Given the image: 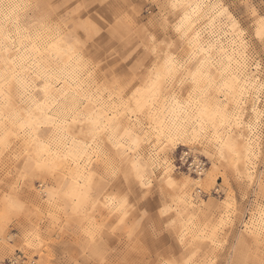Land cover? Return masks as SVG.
<instances>
[{"label":"snow or ice","instance_id":"snow-or-ice-1","mask_svg":"<svg viewBox=\"0 0 264 264\" xmlns=\"http://www.w3.org/2000/svg\"><path fill=\"white\" fill-rule=\"evenodd\" d=\"M0 7L6 9L11 25L5 30L4 24H0V56L7 63L25 61L19 67L23 72H30L35 60L13 55L24 48L22 43L17 48L13 30H21L22 12L41 5L38 2L4 5L0 0ZM116 7L108 5L113 10ZM119 7L125 8L124 5ZM204 7L206 5L194 4L191 0H167V3L157 0L152 8L154 15L143 19H136L135 14L125 18L117 12L118 19L111 27L99 21L90 24L86 29L90 35L101 29L109 33L102 37L101 43L111 36L123 41L125 47L116 63L123 64L118 72L127 76L128 81L120 89L119 97L109 96L103 108H89L79 103L78 93L66 99L67 94L56 96L51 89L61 93L63 90L45 80L41 91L45 94L43 103L48 106L47 110L42 118L33 117L31 125H23L29 129L26 136L32 138L25 143H34L36 152L17 145L16 156L11 163H5V171L15 166L19 172L12 184L19 195L11 198L10 207L23 209L27 205L35 210L30 211L29 216H50V211L43 210L44 204L59 202L61 197H70L73 204L81 206L92 198L93 191L105 199L104 206L116 213L115 219L99 233L96 229L90 231L93 243L98 234L103 241L93 253L94 259L79 260L76 264H264V201L258 212L252 211L251 217L247 205L240 208L246 223L226 247L213 238L212 247L200 245L187 251L186 248L178 250L169 241L183 213L179 207L182 189L168 178L166 171H156L161 167L162 158L159 145H153L149 137L155 132L157 142L162 137L171 139L162 127L161 114H183L195 106L201 133L216 136L222 154H238V145L231 133L220 139L221 127H244L246 121H250L249 127L258 125L264 136V0H217L211 6L212 15L207 18L201 13ZM205 19L206 22L201 23ZM107 20H112L111 15ZM217 23L219 31L215 28ZM225 30L230 37V50L220 43V33ZM103 58L101 55L100 59ZM114 66L110 61L108 67ZM129 69L134 70V76ZM45 71L57 84L65 83L59 74L53 75L51 69ZM40 78L44 79L42 75ZM133 79L136 83L129 88L128 83ZM5 83L8 89L0 85V96L10 100L12 82L5 78ZM37 107L41 105L37 103ZM53 108L55 112L49 114ZM68 112L72 115H67ZM71 124L88 126L76 132L87 137L82 143L91 152L77 154L71 161L86 170L84 183L62 189L56 187L57 165L48 160V156L60 152L59 142L72 134ZM12 135L19 138V134L10 129L0 134V158L11 157ZM142 144L149 147L141 148ZM58 158L68 159L62 154ZM37 181L53 185L46 192L47 200L42 183H36L41 191L37 196L33 187ZM261 184L264 187V177ZM77 188H87V191ZM59 223L54 220L47 226L49 231ZM111 234L117 236L119 244L108 238ZM180 243H184L183 235ZM148 255L153 259L143 258ZM0 256L5 257L0 264H9L6 251ZM10 264H17L15 257ZM57 264L69 262L61 259Z\"/></svg>","mask_w":264,"mask_h":264},{"label":"rangeland","instance_id":"rangeland-1","mask_svg":"<svg viewBox=\"0 0 264 264\" xmlns=\"http://www.w3.org/2000/svg\"><path fill=\"white\" fill-rule=\"evenodd\" d=\"M29 2H38L41 7L30 8L21 13V30L14 29L13 38L17 48L21 43L24 48L13 55L33 58L35 64L31 65L32 71L23 72L19 65L25 61L13 60V70L0 78V85L5 89H8L5 78L12 82L10 100L0 96V134L6 129L19 134V138L16 135L10 138L11 157L0 158V253L6 251L8 261L12 257L21 256L19 259H27L30 264H57L61 259L69 264H76L79 260L95 258L93 253L100 248L103 238L98 234L93 243L89 233L93 229L98 233L103 231V228L115 219L116 213L106 208L105 199L95 195L93 191L92 198L85 200L83 206L79 203L73 204L70 197H61L59 202L44 204L43 210L50 211V216H29V212L34 213L35 210H30L27 205H24L23 209L10 207L11 198H18L19 195L12 187L19 172L15 166L5 171V163H11L12 158L16 156L19 151L17 145L29 147L32 153L36 152L34 143H25L32 138L26 136L29 129L23 125H31L33 117L42 118L47 110L48 106L43 103L45 94L41 91L45 80L56 84V87L63 90L62 93H78L79 103L87 104L89 108H103L109 96L119 97L120 89L124 88L125 82L128 81L127 76L118 72V69L123 68V64L116 63L125 50L124 43L111 36L101 43L102 37L109 33L101 29L99 33L90 35L86 29L97 21L101 24L107 23L111 27L112 22L118 19L117 12L125 18L135 14L138 20L146 15H154L152 8L157 0H137L135 3L130 0H3L4 5ZM164 2L167 3V0ZM191 2L206 5L201 9V13L207 18L212 15L211 6L217 0ZM85 4L87 6H83ZM109 4L117 7L115 10L110 9ZM78 5L80 7H77ZM119 5H124L125 8L121 9ZM5 11V8L0 7V24H4L7 30L11 25L7 21ZM108 15H111L112 20H107ZM205 22L206 19L201 21ZM215 28L219 31V23ZM226 32L227 30L220 33V43L229 49L230 37ZM58 40L60 43L56 44ZM113 44L117 47L113 48ZM56 47H72L67 60L56 52ZM3 55L6 56L7 53ZM101 55L103 59H100ZM224 55L227 56L228 52ZM110 61L115 65L113 68L108 67ZM46 69H51L53 75L59 74L65 83L57 84ZM128 72L132 76L135 75L133 69ZM40 75L44 79H41ZM135 83V79L131 80L128 87ZM51 91L56 96L62 94L55 88ZM37 103L41 107L38 108ZM54 112L55 108L49 114ZM67 115L71 116L72 113L68 112ZM196 115L195 106L183 114H161L162 127L171 139L162 137V140L157 142L155 132L149 137L153 145H159V156L162 158L159 160L161 167L156 171H166L168 178L178 189H182V203L179 207L183 209V213L169 241L170 245L174 244L178 250L186 248L187 251L200 245L212 247L213 238L226 247L246 223L240 208L247 205L251 217L252 211L258 212L261 202L264 201V187L261 184L264 177V136L261 135L260 127L252 124L250 128V121H246L244 127H221L220 139H225L231 133L238 145V154H222L216 143V136L208 135L207 132L201 133V125L197 122ZM69 127L72 134L59 142L60 152L48 156V160L57 165L56 187L62 189L82 185L87 175L83 167L78 168L71 163L74 157L68 150L73 144L84 147L82 141L87 137H82L76 130H86L88 126L71 124ZM148 147L141 145V148ZM83 151L84 153L80 154L87 155L91 149ZM182 151H188L196 163H201L202 174L179 167L178 157ZM61 154L68 159L60 160L58 157ZM36 183L43 184L44 198L47 200L46 192L53 185L46 181L33 183L37 196L41 195V191L36 187ZM77 190L86 192L87 188ZM20 203L23 204V201ZM54 220L60 223L49 231L47 226ZM181 235L184 236L183 244L180 243ZM108 238L115 240L117 244L120 243L114 234ZM4 258L0 256V260ZM143 258L153 259L151 255Z\"/></svg>","mask_w":264,"mask_h":264},{"label":"bare ground","instance_id":"bare-ground-1","mask_svg":"<svg viewBox=\"0 0 264 264\" xmlns=\"http://www.w3.org/2000/svg\"><path fill=\"white\" fill-rule=\"evenodd\" d=\"M60 42H59V40L58 41H56V44H59ZM61 43H63V42H61ZM70 48H72V47H70ZM70 48H67V47H64V48H61V47H56V52L60 55V56H64L63 58L65 59V60H67L68 59V57H69V54L71 53V50H70ZM67 62H69V60L67 61ZM13 62H11V63H7V62H5V60L3 59V56H0V78H1V76H3V75H8V74H10V72L13 70V68H14V65L12 64ZM15 65H16V63H15ZM63 66H65V65H63ZM62 71V70H61ZM61 73H63V71L61 72ZM63 94H67L68 95V97H71L72 95H73V93H70L69 91H66L65 93H62V94H59V96H61V95H63ZM70 94H71V96H70ZM67 97V96H66ZM64 150V149H63ZM83 150H85V148L84 147H82V146H80V145H76V144H73L71 147H69V152H71V154H72V156L73 157H75L77 154H80V153H84V151ZM67 151V150H66ZM49 158V157H48ZM204 162V161H203ZM66 164V163H65ZM201 164V163H200ZM204 166V165H203ZM203 170V169H202ZM203 172L201 171V173L200 174H202ZM11 260V259H10Z\"/></svg>","mask_w":264,"mask_h":264},{"label":"built area","instance_id":"built-area-1","mask_svg":"<svg viewBox=\"0 0 264 264\" xmlns=\"http://www.w3.org/2000/svg\"><path fill=\"white\" fill-rule=\"evenodd\" d=\"M178 161L180 163L179 167H186L188 170H192L196 174H200L202 171L201 165L196 163V161L193 158H191L188 151H182L178 157ZM20 257L21 256H18L17 258H15L17 261V264H24V261H27V259H24V258L19 259ZM10 262L11 260H9V264Z\"/></svg>","mask_w":264,"mask_h":264}]
</instances>
